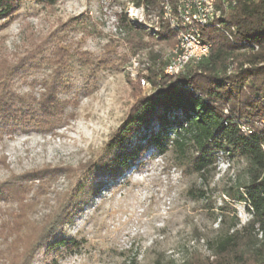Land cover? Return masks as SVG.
Segmentation results:
<instances>
[{
  "label": "rangeland",
  "instance_id": "rangeland-1",
  "mask_svg": "<svg viewBox=\"0 0 264 264\" xmlns=\"http://www.w3.org/2000/svg\"><path fill=\"white\" fill-rule=\"evenodd\" d=\"M159 5L156 0L146 11L131 0H56L51 6L22 0L0 27V78L16 65L8 75L12 92L33 103L61 65L59 98L66 101L52 130L0 122V183L36 172L43 178L27 182L22 211L16 197L0 200V264L26 258L28 264H181L192 254L207 255L206 241L234 212L239 225L249 218L244 204L227 194L245 180V162L237 156L220 155L205 178L172 148L159 153L152 145L127 168L105 167L114 154L107 149L111 134L136 95L150 91L149 80L141 84L147 68L167 61L176 44L131 40V24L159 29ZM107 59L112 62L100 63ZM66 203L65 222L34 246ZM61 238L76 244L47 249Z\"/></svg>",
  "mask_w": 264,
  "mask_h": 264
},
{
  "label": "trees",
  "instance_id": "trees-1",
  "mask_svg": "<svg viewBox=\"0 0 264 264\" xmlns=\"http://www.w3.org/2000/svg\"><path fill=\"white\" fill-rule=\"evenodd\" d=\"M21 1L0 0V27L14 16ZM35 1L49 6L56 2ZM131 1L146 11L156 7V0ZM228 2L230 8L224 17L201 28L202 40L210 45L208 56L175 75L164 72L166 61L147 68L150 91L136 95L107 143L108 151L114 153L105 166L111 171L127 168L148 145L159 153L172 148L182 164L200 178L214 168L220 155L237 156L245 162V180L227 194L230 200L244 204L249 218L239 225L234 212L229 225L206 241L207 255L192 254L181 264H264V0ZM159 18V29L149 32L131 24V40L162 38L173 45L176 33L160 14ZM11 66L0 78L1 124L27 125L30 131L54 129L66 103L59 98L64 89L62 66L56 67L55 78L42 85L30 104L12 92L8 75L16 65ZM133 140L137 143L129 148ZM42 179L38 172L9 178L0 183V200L6 194L16 197L17 210L22 211L27 205V182ZM69 208L66 203L62 215L42 229L34 246L53 237ZM75 244L73 239L61 238L47 244V249ZM27 262L26 258L21 264Z\"/></svg>",
  "mask_w": 264,
  "mask_h": 264
},
{
  "label": "bare ground",
  "instance_id": "bare-ground-1",
  "mask_svg": "<svg viewBox=\"0 0 264 264\" xmlns=\"http://www.w3.org/2000/svg\"><path fill=\"white\" fill-rule=\"evenodd\" d=\"M162 20L167 22L176 33V44L167 58L164 72L175 75L182 72L190 63H197L208 56L209 43L201 38V28L212 23H217L224 17L230 4L228 0H217L214 5L213 18L203 16L201 3L214 4V0H159ZM193 47H202V51L189 52L184 58V68L174 67L183 63V52ZM145 81V83H144ZM141 84L148 85L147 79H141ZM262 232L258 234L261 237Z\"/></svg>",
  "mask_w": 264,
  "mask_h": 264
},
{
  "label": "built area",
  "instance_id": "built-area-1",
  "mask_svg": "<svg viewBox=\"0 0 264 264\" xmlns=\"http://www.w3.org/2000/svg\"><path fill=\"white\" fill-rule=\"evenodd\" d=\"M202 9H203V16H207L210 18H213V9L214 5H217V0H214V4H207V3H201ZM202 47H193L192 45L189 44V50L183 52V63L181 64H175L174 67H180L184 68V58L185 56H189V52H195V51H202ZM145 83V81H144Z\"/></svg>",
  "mask_w": 264,
  "mask_h": 264
}]
</instances>
